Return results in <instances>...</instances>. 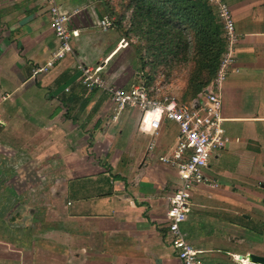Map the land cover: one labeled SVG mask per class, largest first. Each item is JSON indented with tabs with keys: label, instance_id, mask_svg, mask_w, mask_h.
<instances>
[{
	"label": "crops",
	"instance_id": "0c3cea01",
	"mask_svg": "<svg viewBox=\"0 0 264 264\" xmlns=\"http://www.w3.org/2000/svg\"><path fill=\"white\" fill-rule=\"evenodd\" d=\"M224 1L239 35L223 93L229 143L210 160L212 182L195 187L202 203L193 205L232 214L230 231L204 249L195 245L208 238L191 240L186 229L190 217L183 229L206 264L226 251L235 264H252L240 255L264 256V0ZM60 3L76 13L75 56L35 76L59 47L49 9L43 0H0V264H180L166 240L179 176L159 160L179 128L165 121L154 136L153 114L139 109L115 119L110 96L87 89L78 64L104 66L113 82L119 55L130 48L120 45L117 17L104 0ZM105 17L114 27H101ZM253 217L260 240L247 247Z\"/></svg>",
	"mask_w": 264,
	"mask_h": 264
},
{
	"label": "built area",
	"instance_id": "2783aa9c",
	"mask_svg": "<svg viewBox=\"0 0 264 264\" xmlns=\"http://www.w3.org/2000/svg\"><path fill=\"white\" fill-rule=\"evenodd\" d=\"M49 9L52 25L59 41L53 59L34 69V75L47 74L56 64L67 57L75 56L73 40L79 36L75 27L74 14L62 10L60 0H43ZM223 23L226 46L216 75L207 88L194 99L183 102L176 94H165L162 85L148 89L144 84H134L129 89L111 82L104 66H94L79 62L81 83L89 90H99L108 94L113 103L115 119L127 109H139L144 114L151 113L149 121L152 135H158L165 121L176 124L179 134L175 144L162 155V164L176 168L179 184L167 211V242L176 252L180 264H206L204 251L190 242L183 225L187 222L193 207V191L197 185L208 184L206 175L212 157L224 150L229 143L224 129V89L231 73L235 72L236 44L239 35L230 6L224 0H207ZM101 27H114V20L105 17ZM122 40L126 47L128 42ZM151 143L149 150H153Z\"/></svg>",
	"mask_w": 264,
	"mask_h": 264
},
{
	"label": "trees",
	"instance_id": "16d2710c",
	"mask_svg": "<svg viewBox=\"0 0 264 264\" xmlns=\"http://www.w3.org/2000/svg\"><path fill=\"white\" fill-rule=\"evenodd\" d=\"M116 15L117 24L125 22L124 11L131 12L125 38L136 40L142 69L151 68L154 76L158 69L191 66L186 94L187 102L212 82L224 53L226 41L223 23L207 0H104ZM121 29V27H120ZM122 32V29H121ZM148 59V60H147Z\"/></svg>",
	"mask_w": 264,
	"mask_h": 264
},
{
	"label": "rangeland",
	"instance_id": "374dc122",
	"mask_svg": "<svg viewBox=\"0 0 264 264\" xmlns=\"http://www.w3.org/2000/svg\"><path fill=\"white\" fill-rule=\"evenodd\" d=\"M121 8L120 11H124L123 14H125L126 19L125 22H120V27L122 29V36L125 38V26H128L129 29V20L131 19V12H128L125 10V8L120 3ZM108 16L111 17L110 13H106ZM122 38L120 41V45H122ZM125 40L128 42V46L130 45V48H127L128 51L125 53H120L119 59L116 62L115 66L119 64V66L115 69L113 75H111L113 82H116L117 79V85H120L119 81L121 79V82L124 83L126 81H129V83L126 85V89H129L134 84H144L148 87V89H154L157 85H162L163 89L165 91V94L173 93L178 95L179 97L184 96L187 90L188 85V76L191 70V66L187 67H181V66H175L171 69H165L164 67L158 69L157 74L155 75L153 82L149 79V76H154V74L151 72L150 75L149 72L151 71L150 67H147L145 70L142 69V62L140 60V53L137 52L135 46L136 40L131 41L130 39L125 38ZM125 41V42H126ZM124 45V44H123ZM148 60V59H147ZM114 66V67H115ZM126 76V78H125ZM115 84V83H114ZM188 102V101H187ZM16 164L19 166V162H13L11 163L12 167H15ZM207 170V169H206ZM199 186V185H197ZM196 186V187H197ZM201 199V198H200ZM199 198L192 199L196 203H202V200ZM199 201V202H198ZM208 206V205H207ZM252 216V215H251ZM190 222L186 225V229L188 233L190 234L191 240L198 239L200 237L202 238H208V241L204 242L201 245H195L197 248H207L208 246L213 247L215 244L213 242H209L211 237H219L221 239H226V236L229 234L230 227H229V220L232 217V214L227 212H221V211H215L210 210V206L207 208L204 207H198L194 206L192 207V212L189 214ZM207 217V222L206 221ZM247 217H250V214L247 213ZM243 218H245V213L243 214ZM242 219V218H241ZM243 222L245 219H242ZM252 223H250V228H248V234H251L253 236L250 237V239L247 241V243L241 244V242H238V238L233 239L232 238V244L235 246L238 244L250 247L251 243L254 241L250 240H258L260 237L257 234L258 231V220L256 217H253ZM248 223V222H247ZM253 232V234L251 233ZM257 237H259L257 239ZM260 240V239H259ZM223 245L224 243H218L217 245ZM255 244V243H253ZM243 246V247H244ZM222 247V246H221ZM236 250L242 254H245V252L241 249ZM247 251V250H246ZM227 252V251H226ZM223 253V255L220 254H212V257H210L209 264H218L219 262H224L225 264H233V257H230L231 260H229L228 254ZM209 253V252H208ZM209 255V254H208ZM220 255V256H218ZM235 264V263H234Z\"/></svg>",
	"mask_w": 264,
	"mask_h": 264
},
{
	"label": "water",
	"instance_id": "95a60500",
	"mask_svg": "<svg viewBox=\"0 0 264 264\" xmlns=\"http://www.w3.org/2000/svg\"><path fill=\"white\" fill-rule=\"evenodd\" d=\"M241 259L248 257L252 264H264V256L250 253L246 256L240 255Z\"/></svg>",
	"mask_w": 264,
	"mask_h": 264
}]
</instances>
